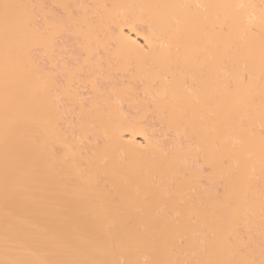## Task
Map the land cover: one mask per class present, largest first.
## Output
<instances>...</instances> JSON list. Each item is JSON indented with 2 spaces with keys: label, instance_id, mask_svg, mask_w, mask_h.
I'll return each mask as SVG.
<instances>
[{
  "label": "bare ground",
  "instance_id": "obj_1",
  "mask_svg": "<svg viewBox=\"0 0 264 264\" xmlns=\"http://www.w3.org/2000/svg\"><path fill=\"white\" fill-rule=\"evenodd\" d=\"M260 1L0 0V264H264Z\"/></svg>",
  "mask_w": 264,
  "mask_h": 264
},
{
  "label": "rangeland",
  "instance_id": "obj_2",
  "mask_svg": "<svg viewBox=\"0 0 264 264\" xmlns=\"http://www.w3.org/2000/svg\"><path fill=\"white\" fill-rule=\"evenodd\" d=\"M45 1H48V0H45ZM138 1H140V0H138ZM142 1H143V0H141V2H138L139 5L141 4L142 8H143V6H144L147 10H149L150 13H151L150 15H153V13H159V12H158L159 10H162V11L160 12V13H162V12L166 9V8H164V9L162 8V9L157 10V9L159 8V7H158L159 5L157 6V5L154 4V3H156V1H157L156 4H161V3H162L161 6L164 4L165 6L163 5V7H168V4L166 3L167 0H166L165 2H163V0H159V1H158V0L154 1V0H153V1H152V2H153V3H152L153 5L151 4V0H150V1H149V0H146V2H145V0H144V2H142ZM147 1H149V2H147ZM261 1H263V0H261ZM261 1H260V2H261ZM260 2H259V3H260ZM138 3H137V4H138ZM144 3H145V4H144ZM259 3H258V5H259ZM261 3H262V2H261ZM261 3H260V4H261ZM263 3H264V2H263ZM146 4H148V5H146ZM166 4H167V5H166ZM149 5H150V6H149ZM154 5H155V8L152 9V7H153ZM262 5H263V4H261L260 7H261ZM141 6H139L140 8H138L137 5H136V10L138 9V11H139V10L141 9ZM161 6H160V8H161ZM56 7H59V6H56ZM262 7H263V6H262ZM262 7H261V8H262ZM148 8H150V9H148ZM54 9H55V8H54ZM59 9H61V10L59 11ZM59 9H56V11H57L56 13L59 12V14L61 15L62 13H60V12H62L63 10H62V8H59ZM146 9H145V10L142 9V10H143V12H142L143 14H142V15H144V12L146 11V13H147V14L145 13L146 16H147V15L149 16V14H148L149 12H148ZM151 9H152V10H151ZM262 9H263V8H262ZM263 10H264V9H263ZM138 11H137V12H138ZM137 12H136V13H137ZM138 13L141 14V11L138 12ZM59 14H57V15H59ZM63 15H64V11H63ZM137 17H140V16H137ZM141 17H142V16H141ZM139 23H140V22H139ZM139 23L137 24V25H138L137 27H138V29H142L140 25H142V27H143V24H144V23H143V22H141V24H139ZM142 23H143V24H142ZM145 24H146V23H145ZM144 26H146V25H144ZM144 28H145V27H144ZM71 35H72V36H71ZM71 35H70V34H67L66 36L62 35L63 38L59 37V40H60V41H58V42H60V43L62 42V44H63L64 47H65V48H64L65 50L63 49V50H64L63 53L60 54L61 57H60V55L54 57V58H55V61H56V62L54 61V62L56 63L54 66L57 67L56 65H57V63H58V65H60V66L62 67L61 64H64V65H63V68H61L60 66L58 67V68H60V69H62V70H64V67H66V68L71 67V66H72L71 62L73 61L74 57H76V52H77V51H75V49L77 48V46H76V39H75L76 37L74 38V35H73L72 33H71ZM141 40H142V41H141ZM139 41L143 42V39H139ZM140 44H141V43H140ZM142 44H144V42H143ZM142 46H146V47H144V54H145V55H146V54H149V53H150V49L148 48V46H147V45H142ZM76 50H77V49H76ZM221 50H222V49H221ZM218 51L220 52V50H218ZM228 51H229V50H228ZM261 51H263V50H261ZM41 52H42V54H45L44 50L40 51V55H42ZM214 52H215V51H214ZM216 52H217V50H216ZM225 52H226V50H225ZM225 52H224V50H223V51H221V53H218V52H217V53H214V54H216V55L218 54L219 57H220V54H221V57H220V58H219L218 56H215V55H214L215 58L217 57V58H216V59H217L216 62H218V59H219V60H220V63H221V61H222V59H221L222 56H226V57H224L225 60H223V61H225L226 63L231 61V58H230V59L227 58V52H226V54H225ZM230 52H231V51H230ZM239 52H240V51H239ZM242 52H243V51H242ZM207 53H208V54H207ZM207 53H206V54H207L208 57L213 58V54H212V52H207ZM210 53H211V54H210ZM222 53H223V54H222ZM228 53H229V52H228ZM236 53H237V51L235 52V55L239 54V53H237V54H236ZM246 53H248V51H247ZM224 54H225V55H224ZM243 54H245V53H243ZM251 54H252V52L249 53V55H251ZM47 55H48V54L46 53L45 56H43V55H42V56H43V57H46ZM209 55H210V56H209ZM211 55H212V56H211ZM228 55H229V54H228ZM231 55H232V54H231ZM233 55H234V54H233ZM240 55H241V54H240ZM252 55H253V54H252ZM252 55L249 56V57L253 58ZM256 55H260V56H261V60L263 59V62H264V52H256ZM244 56H245V55H244ZM253 56H254V55H253ZM57 57H59V58H57ZM241 57H242V56H241ZM56 58H57V59H56ZM215 58H214V60H215ZM224 58H223V59H224ZM246 58H247V56H246ZM246 58H245V59H246ZM251 58H250V59H251ZM46 59H47V61H49V57H46ZM46 59H45V60H46ZM58 59H59V60H58ZM226 59H227V60L229 59L230 61H229V60L227 61ZM242 59H244V57H243ZM248 59H249V58H248ZM223 61H222V62H223ZM52 65H53V64H52ZM66 68H65V69H66ZM60 69H59V70H60ZM81 85H82V86H81V87H82V88H81V91H83L81 94H83V96H90V95H89V90H90V88L88 89L87 87H84L83 84H81ZM81 91H80V92H81ZM90 91H91V90H90ZM91 94H92V93H91ZM62 98H63V97H62ZM85 98H87V97H85ZM61 100H62V99H61ZM65 100H66V98H65ZM65 100H64V98H63V101H61V102L63 103V102H65ZM67 101H68V100H67ZM63 104H64V103H63ZM65 104H68V106H66V108H67V110H68V107L70 106L71 103L69 104L68 102H65ZM71 105H72V104H71ZM64 106H65V105H64ZM126 106H127V105H126ZM128 107H129V108H128ZM134 107L138 108L137 105H135V104H131V105L127 106L126 109H127V108L130 109V111H129L128 109H127V110H128L129 112H133V113H134V112H136V110H137V109L134 110V109H135ZM70 108H72V107H70ZM67 110H66V111H67ZM69 110H70V109H69ZM67 114H68V112H67ZM68 116H69V114H68ZM151 116L153 117L154 120L151 118ZM151 116H150V118L152 119V121L150 122V121L148 120L150 123L153 122V123H152V129H151V130H152V131H151L152 133H151V134L154 135V136H156L159 140H162V141H164V142H167V141H169V140H170V141L174 140V139H175V138H174L175 136H172V134H174V133L172 132V134H171L170 131H169L170 133L168 132L169 134L166 133L168 130H166L165 128L162 127L161 124H159V122L156 120V118L154 117V115H151ZM150 118H148V119H150ZM151 119H150V120H151ZM164 133H165V134H164ZM173 138H174V139H173ZM203 178H206V177H203ZM204 180H205V179H203V182H204ZM205 181H207V180H205Z\"/></svg>",
  "mask_w": 264,
  "mask_h": 264
}]
</instances>
